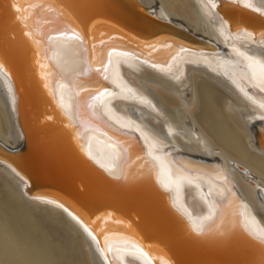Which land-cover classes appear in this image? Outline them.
I'll return each mask as SVG.
<instances>
[{
    "label": "bare ground",
    "instance_id": "bare-ground-1",
    "mask_svg": "<svg viewBox=\"0 0 264 264\" xmlns=\"http://www.w3.org/2000/svg\"><path fill=\"white\" fill-rule=\"evenodd\" d=\"M4 1L0 144L17 152L27 143L28 150L12 156L0 148V264H262L264 0H136L148 19L134 22L129 0H52L59 11L50 24L39 9L25 17L38 35L47 29L55 36L45 41L56 56L50 65L44 61V72L25 23L13 21L11 0L10 11ZM92 12L112 18L87 16ZM120 21L125 28L111 24ZM73 24L87 36L84 43L56 35V28L68 32ZM101 38L113 46L104 49L113 54L103 71L99 54L90 58L84 47L96 42L103 49ZM52 73L65 77L63 87ZM72 77L77 87L67 82ZM97 87L106 90L99 101L87 91ZM77 88L85 98L79 108ZM64 134L111 181L80 160L68 166L59 144ZM136 156L143 163L132 159L122 167ZM153 178L171 211L153 192ZM35 182L43 193H30ZM53 201L96 227L97 239Z\"/></svg>",
    "mask_w": 264,
    "mask_h": 264
},
{
    "label": "snow or ice",
    "instance_id": "snow-or-ice-1",
    "mask_svg": "<svg viewBox=\"0 0 264 264\" xmlns=\"http://www.w3.org/2000/svg\"><path fill=\"white\" fill-rule=\"evenodd\" d=\"M52 4V0H11V4L10 7L13 9V18L14 19H18L21 22L25 23V35L29 37L32 45H33V49L35 51V64L37 69L40 72H44L45 69V63L44 61L47 60L49 65L52 63L53 58L56 56V52L55 50L51 47V46H47L45 45V41H48L49 44L50 42L55 38V36H53L52 33H49L47 31V29L44 30L43 34H37L35 28L33 25L25 22V17H27L29 15V12L34 11V9H39V11H44L47 12L49 15H46L43 20L44 23L46 24H50L51 21L53 20V16L55 15V13L57 11H59L58 9L54 8L51 6ZM254 11H259L258 9H253ZM39 11L35 12L33 19H36V17L39 15ZM264 14V13H262ZM68 32L71 33V36L68 35ZM68 32H63L61 31L59 28L55 29V33L57 36H64L70 39H78L81 41V43H84L87 40V36L81 34L78 26H76L75 24L72 25L71 29L68 30ZM234 35L236 37H240L242 35V32L239 28H237L234 31ZM247 35L249 36H253V34L251 32H249ZM261 40H264V34L261 35ZM99 44L104 45V40L103 38H101L98 41ZM84 47L86 48V50L89 53L90 58L91 57H96L97 54H99V64H100V71H103V66L105 63H110V60L108 59V57H110L113 54V51H107L105 52L104 49L107 48H112L113 46L110 45H104V48H98L96 47V42H89L84 44ZM149 50H154L155 48L158 47V45H149L147 46ZM167 47H171V45H167ZM44 49L43 51H41V49ZM113 50H115L113 48ZM180 50H183V46L180 47ZM119 54L121 55H128L127 52H123L121 51ZM240 55H243V53H241ZM36 57H40L39 59H36ZM248 59H251L250 57ZM4 65L0 64V68H3ZM47 71H49L51 73V68H48ZM84 73L81 72L80 75H83ZM52 75H55L56 79H55V84L59 85L60 87H63L66 80L65 77L62 74L59 73H52ZM106 78V77H105ZM69 83L72 84L73 87H77L78 85V77H72L70 81H67ZM49 87H52V85H47ZM88 91V96L91 97L92 99L99 101L100 98L105 95L106 90L102 89V88H95L94 90H87ZM77 96L79 97L78 100V105L77 107L79 108L81 106V104L84 102V97L80 96V89L77 88ZM53 98L57 99L56 96V92L55 89L53 88ZM57 104H59V99H57ZM91 106V105H89ZM83 147V146H82ZM132 159H138L140 160L141 163H143V158L136 156L134 158H129L127 161H125V163L122 165V167H127L128 163L132 162ZM139 166V165H137ZM101 167H103V165H101ZM153 170L155 171V166H153ZM203 175H208L207 172H203ZM57 203L58 207H63L64 210L66 212H68V215L71 216L74 220H76L78 223H82L84 224V230L88 233L89 236L92 237L93 240L97 239V236L94 234L95 229L89 228L87 226V222H84L83 219L81 217H78V215L73 214L72 211H70L66 206H64L61 203L55 202ZM237 209H239V203L237 204ZM242 215V213H241ZM101 221L104 219L103 217L100 218ZM205 219H211V216L206 217ZM97 226L100 227L99 222H97ZM198 231H200L198 229ZM127 243L131 244L132 247H138L137 243L135 241H128ZM262 243H264V241H262ZM109 246V237L105 236L104 237V248H108ZM148 255L150 256L151 253H148Z\"/></svg>",
    "mask_w": 264,
    "mask_h": 264
},
{
    "label": "water",
    "instance_id": "water-1",
    "mask_svg": "<svg viewBox=\"0 0 264 264\" xmlns=\"http://www.w3.org/2000/svg\"><path fill=\"white\" fill-rule=\"evenodd\" d=\"M130 1V3L132 4V8H133V14L131 15V17H130V21L131 22H134L136 19H139L140 17H145V18H147L148 19V15H147V12H146V10L145 9H143L138 3H137V1L136 0H129ZM4 5H5V9L6 10H9L10 11V9H9V5H8V2L5 0L4 1ZM228 5L227 4H225V3H223L222 4V6L220 7V9H223V8H225V7H227ZM92 15L94 16H96L98 19H102V20H105L106 18H103V17H109L110 19L112 18V16L110 15V14H106V13H104V12H92V13H88L87 14V16H91L92 17ZM254 16V15H253ZM257 17V16H256ZM259 19V21H261V22H263L264 23V19H261V18H258ZM13 21H17V19H15V20H13ZM108 21H110V20H108ZM113 21V20H112ZM112 23H116L117 24V26H119V25H121L123 28H125L124 26H123V24H122V21H120V22H111V24ZM97 24H102V23H97ZM130 24H132V23H130ZM183 28V27H182ZM183 29H185V28H183ZM259 30H261V31H264V28L263 29H259ZM187 32L189 33V35L191 36V37H193L194 38V40L195 41H197L198 43H201V44H203L204 46H207V48L209 47L211 50H213V51H215V50H217V53H222V49L218 46V45H216L215 43H213V42H211V41H209V40H205V39H202L201 37H198L197 35H195V34H193V33H191L189 30H187ZM78 81H79V79H78ZM60 148L63 150V152H64V154H63V158L66 160V164H67V162H68V166H71L72 168L74 167V168H76L77 166H79L77 163H75L76 161H78V160H80L82 163H84L90 170H92L93 172H96L97 174H99L104 180H107V181H111V179L109 178V176L108 175H106L102 170H100L99 168H97L93 163H91L89 160H87V159H84L82 156H80V155H78V153L75 151V149H74V147L72 146V144H71V142H70V140H69V137L66 135V134H64L63 135V137H61V141H60ZM0 148H2V149H4L5 151H7V153H9L10 155H12V156H17V155H19V154H23V153H26L27 152V150H28V144L27 143H25L24 144V148H22V150H19V151H17V152H11L10 150H8L7 148H5L3 145H1L0 144ZM72 176V175H71ZM138 179H133V180H130V181H126V185L125 186H123L122 187V193H125V191H127L131 186H133V185H135V182L137 181ZM153 181H154V183H153ZM71 183H69V189H70V191H73V192H75V194H78V187H77V183L75 182V181H70ZM125 183V182H124ZM37 186V184H36V182L33 184V186H32V188L30 189V193H34L35 191H36V189H42V188H37L36 187ZM36 187V188H35ZM43 190V189H42ZM42 190H40V191H37V192H41V193H43L42 192ZM152 190H153V192L155 193V195L159 198V200H161V202L163 203V205H164V201L166 202V204H167V206H168V208L170 207L169 206V204H168V202H167V193L166 192H164L162 189H160L159 188V186L157 185V182H156V180L153 178V180H152ZM151 203H152V201H151ZM151 203L149 204L150 206H151ZM165 206V205H164ZM170 209V211H171V208H169ZM153 213V212H152ZM172 213H174L175 214V216L177 217V218H179L180 220H182L183 221V223H184V225H185V227L188 229V227H187V224H186V222H185V220H184V218L180 215V214H178V213H176L175 211H173L172 210ZM95 226V225H94ZM184 227V228H185ZM95 229H96V227H95ZM192 234L193 233H191L190 231H189V235L190 236H192ZM246 234H247V232H246ZM243 237H245V239L247 240V241H249V242H251V243H253V244H255L256 245V243H254L253 242V240H251V238H249V236L247 237L244 233H243ZM262 264H264V261L263 262H261Z\"/></svg>",
    "mask_w": 264,
    "mask_h": 264
}]
</instances>
